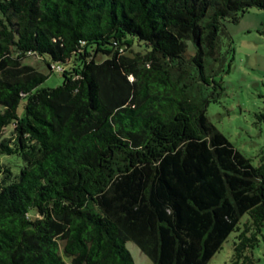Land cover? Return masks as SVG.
Wrapping results in <instances>:
<instances>
[{
	"label": "trees",
	"instance_id": "16d2710c",
	"mask_svg": "<svg viewBox=\"0 0 264 264\" xmlns=\"http://www.w3.org/2000/svg\"><path fill=\"white\" fill-rule=\"evenodd\" d=\"M249 7L264 0H0V264H134L126 240L206 264L233 232L231 264H253L264 153L206 114L223 22ZM28 56L63 82L40 88Z\"/></svg>",
	"mask_w": 264,
	"mask_h": 264
},
{
	"label": "rangeland",
	"instance_id": "374dc122",
	"mask_svg": "<svg viewBox=\"0 0 264 264\" xmlns=\"http://www.w3.org/2000/svg\"><path fill=\"white\" fill-rule=\"evenodd\" d=\"M223 24L232 40V50H229L227 35L222 36L219 43L222 61L212 63L221 68V72L215 76L216 83L207 89L210 102L207 103L206 114L233 146L257 165L264 153V35L261 33L264 30V10L249 7L239 20H225ZM190 50H193L192 46ZM24 63L47 75L40 88H54L63 82L62 72L49 70L45 61L37 56L26 57ZM23 104L24 100L18 104L19 115L23 114ZM245 219L247 215L240 219V223ZM237 234L230 233L206 264H231L233 241ZM258 238V245L252 249L251 256L253 264H264V221ZM124 245L134 264H151L148 256L131 240H126Z\"/></svg>",
	"mask_w": 264,
	"mask_h": 264
},
{
	"label": "built area",
	"instance_id": "2783aa9c",
	"mask_svg": "<svg viewBox=\"0 0 264 264\" xmlns=\"http://www.w3.org/2000/svg\"><path fill=\"white\" fill-rule=\"evenodd\" d=\"M56 69H57V70H59V68H58V67H56Z\"/></svg>",
	"mask_w": 264,
	"mask_h": 264
}]
</instances>
